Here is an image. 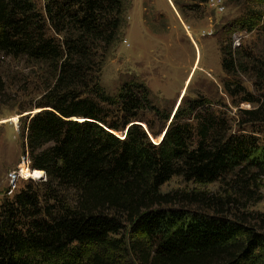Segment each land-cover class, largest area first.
<instances>
[{
	"label": "trees",
	"instance_id": "1",
	"mask_svg": "<svg viewBox=\"0 0 264 264\" xmlns=\"http://www.w3.org/2000/svg\"><path fill=\"white\" fill-rule=\"evenodd\" d=\"M124 12V0H0V57L22 58L49 80L43 109L30 117L25 134L29 166L46 177L0 204V264H264V214H227L214 193L161 191L177 176L219 182L251 199L249 170L264 171L255 138L231 132L228 118L201 95L179 107L153 142L132 123L144 111L169 118L149 89L133 79L112 96L102 86ZM255 13L231 26L252 31ZM261 42L220 44L224 91L234 104L239 97L255 104L241 109L246 122L264 121ZM240 74L260 84L259 99Z\"/></svg>",
	"mask_w": 264,
	"mask_h": 264
},
{
	"label": "rangeland",
	"instance_id": "2",
	"mask_svg": "<svg viewBox=\"0 0 264 264\" xmlns=\"http://www.w3.org/2000/svg\"><path fill=\"white\" fill-rule=\"evenodd\" d=\"M35 1L42 5V0ZM124 5V28L103 66L102 86L115 96L123 82L139 81L151 92L153 104L169 117H157L151 111H144L143 120L132 123H141L149 138L157 143L177 109H185L189 100L202 95L209 101L211 109L228 118L231 132L250 134L255 138L257 150L254 156L259 162L263 161L264 121L246 122L247 116L240 111L251 109L255 104L240 101L241 97L234 99L237 101L234 104L224 91L220 44L227 40L232 42L233 48H247L254 43L263 47L264 4L246 0H176L174 8L168 0H124ZM253 11L257 23L252 31H240L231 26L232 21L240 16L251 18ZM257 59L264 69L261 53H256ZM0 78L1 204L25 189L27 184L38 188L45 180L43 172L40 179L18 177L12 186L8 174L20 160L30 168L25 145L26 126L30 117L43 109L39 104L49 80L37 66L12 57H0ZM240 78L249 94L259 99L263 90L260 84L247 75L240 74ZM124 131H118L116 135L123 138ZM248 174L252 176L249 185L251 199L237 197L232 190L219 187V182L197 184L185 182L177 176L165 183L161 191L214 193L221 197L223 211L227 214H264V171L252 167ZM164 206L177 208L178 204ZM183 207L196 210L194 206ZM120 237L128 239L129 235ZM130 264L135 263L130 261Z\"/></svg>",
	"mask_w": 264,
	"mask_h": 264
},
{
	"label": "bare ground",
	"instance_id": "3",
	"mask_svg": "<svg viewBox=\"0 0 264 264\" xmlns=\"http://www.w3.org/2000/svg\"><path fill=\"white\" fill-rule=\"evenodd\" d=\"M183 94H184V91L182 92V96H183ZM5 121H6V119L4 120V122ZM1 122H3V121H1ZM20 172L24 177L33 178V179H37V178L39 179L43 173V171H41V170H33V169L29 168L26 164H24V165L21 164V171Z\"/></svg>",
	"mask_w": 264,
	"mask_h": 264
},
{
	"label": "built area",
	"instance_id": "4",
	"mask_svg": "<svg viewBox=\"0 0 264 264\" xmlns=\"http://www.w3.org/2000/svg\"><path fill=\"white\" fill-rule=\"evenodd\" d=\"M27 159H28V157H27ZM28 163H29V160H28ZM21 164L22 165L24 164L23 160H20V162L17 164V166L13 170L9 171L8 177H9L10 184L12 186H14L18 177H23V175L20 172L21 171Z\"/></svg>",
	"mask_w": 264,
	"mask_h": 264
},
{
	"label": "water",
	"instance_id": "5",
	"mask_svg": "<svg viewBox=\"0 0 264 264\" xmlns=\"http://www.w3.org/2000/svg\"><path fill=\"white\" fill-rule=\"evenodd\" d=\"M134 123H137V124H140V125H142L141 123H139V122H134ZM126 131V130H125ZM124 131V132H125ZM165 131H166V128L163 130V132L161 133V135H160V138H159V140H158V142L162 139V137H163V135H164V133H165Z\"/></svg>",
	"mask_w": 264,
	"mask_h": 264
},
{
	"label": "crops",
	"instance_id": "6",
	"mask_svg": "<svg viewBox=\"0 0 264 264\" xmlns=\"http://www.w3.org/2000/svg\"><path fill=\"white\" fill-rule=\"evenodd\" d=\"M168 1L171 2V3L173 4V6H174V2H175L176 0H168ZM174 8H175V6H174ZM184 28H185L186 30H188V29H187V25H184ZM193 67H194V66H193ZM193 67H192V68H193ZM190 72H191V71H190ZM183 89H184V88H183ZM183 89H182V90H183Z\"/></svg>",
	"mask_w": 264,
	"mask_h": 264
}]
</instances>
